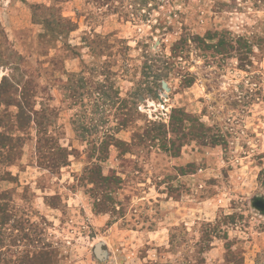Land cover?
<instances>
[{
	"label": "rangeland",
	"instance_id": "1",
	"mask_svg": "<svg viewBox=\"0 0 264 264\" xmlns=\"http://www.w3.org/2000/svg\"><path fill=\"white\" fill-rule=\"evenodd\" d=\"M3 77L5 264H264V0H0Z\"/></svg>",
	"mask_w": 264,
	"mask_h": 264
},
{
	"label": "trees",
	"instance_id": "2",
	"mask_svg": "<svg viewBox=\"0 0 264 264\" xmlns=\"http://www.w3.org/2000/svg\"><path fill=\"white\" fill-rule=\"evenodd\" d=\"M8 83L9 80L6 77H3L2 82L0 83V97L1 95L5 94L8 91V86H7ZM0 105H2L1 100H0ZM27 106H28L27 101L23 100L22 98L20 101V106L18 108V111L14 115V119L6 120V122L9 124L7 127L8 131L0 130V181L14 178L11 175L10 171L7 170L6 168L7 166L13 164L17 160V157H19L20 154V149L18 148V141H20V136H18L19 134L13 136V131H14L13 127L17 126L18 127L17 129L23 132L24 130H26V127L30 124L31 121V116L29 113L30 109H28ZM174 113H170L169 115L168 126L162 123H157V124L151 123L152 124L151 130L139 135L138 137L143 138V140L145 141L152 142L153 144L157 145V147L160 149H164L167 151L173 150V148L175 147V141L173 140L170 141L167 139V128L169 127V131L172 133L177 132L180 129V127L183 126L182 123L184 122V118L182 117V115L184 114V116H186L185 113H182V115L180 116H175ZM3 118H5V114L2 113V111L0 110V127L2 128H4V126L2 125V123H4ZM40 130H44V129H40ZM136 137L134 136L133 138ZM116 144L120 145L125 143L121 141H117ZM177 147L178 146L175 147L172 153L176 154L178 150ZM48 149H53V146H48ZM50 154L51 155L53 154L52 151H50ZM43 157L45 158L46 155ZM66 159L67 156L63 152L58 151L57 156L52 158L51 161L53 164L57 163L58 165H65ZM9 202L10 199L7 198V192L0 191V264H5L4 259L2 257L1 249L3 248V243H4V237H3L4 225L8 223V221H10V215L7 212L9 208ZM20 228L21 230H23L24 227L20 226ZM22 237L26 240L30 238L28 233H24ZM21 251H22L21 262L24 260L27 261L28 264H48V262L45 261V259L39 258L38 255L36 256V258L34 257V255L36 254L35 250L31 251L30 248L26 247Z\"/></svg>",
	"mask_w": 264,
	"mask_h": 264
},
{
	"label": "water",
	"instance_id": "3",
	"mask_svg": "<svg viewBox=\"0 0 264 264\" xmlns=\"http://www.w3.org/2000/svg\"><path fill=\"white\" fill-rule=\"evenodd\" d=\"M162 87H163L164 89H167V87H166V82H165V81H162ZM253 205H254V207H256L257 209H259V210H261V211H264V199H263V198H257V199H255V200L253 201ZM95 253H96L97 255H99V253H100V244H97V245L95 246Z\"/></svg>",
	"mask_w": 264,
	"mask_h": 264
}]
</instances>
